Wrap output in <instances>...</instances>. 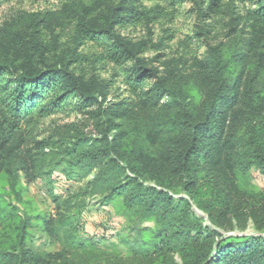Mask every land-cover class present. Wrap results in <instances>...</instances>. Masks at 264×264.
Instances as JSON below:
<instances>
[{
	"label": "trees",
	"instance_id": "1",
	"mask_svg": "<svg viewBox=\"0 0 264 264\" xmlns=\"http://www.w3.org/2000/svg\"><path fill=\"white\" fill-rule=\"evenodd\" d=\"M141 1L77 3L0 29V264H99L73 225L91 200L125 218L137 264H264V191L250 177L264 175V0L199 2L202 21L229 17L223 38L208 45L202 27L162 69L145 57L162 46L119 32L159 17ZM57 115L80 119L35 133ZM38 181L52 215L27 210L22 182ZM42 236L70 250L36 248Z\"/></svg>",
	"mask_w": 264,
	"mask_h": 264
},
{
	"label": "rangeland",
	"instance_id": "2",
	"mask_svg": "<svg viewBox=\"0 0 264 264\" xmlns=\"http://www.w3.org/2000/svg\"><path fill=\"white\" fill-rule=\"evenodd\" d=\"M203 0H150L141 1L140 5L146 9L151 10L158 8L159 17L156 21L148 25H138L126 29H120L123 35L136 41L139 39H146L161 48L155 49L145 55L151 58L155 54L159 55V63L154 64L155 67H160L162 63L177 57L175 53L183 48L181 45L194 48L193 43L187 40V37L195 31H200L205 27L209 33L206 38V43L210 46L216 45L224 36L225 27L228 25L229 17L224 13L219 18L202 21L197 16V4ZM177 2V3H175ZM82 3L86 7L94 5L95 0H8L0 2V29L5 27H12L14 31H25L21 27L19 17L23 14L52 12L55 15L64 12V9L70 5ZM99 10H94L93 14L98 13ZM71 18H62L58 23L54 24L55 32L67 28ZM204 45V42H203ZM203 47V46H202ZM203 48L199 50V54L203 53ZM176 54V55H175ZM179 54V53H178ZM118 89V91H117ZM122 86L117 84L112 89L110 98L122 92ZM203 91V90H202ZM80 117L75 115H57L41 121L37 124L35 133L39 134L52 126L63 125L75 122ZM86 131H89L86 129ZM252 184L257 190L264 191V175L257 170L250 172ZM67 184L61 178L54 182V192L61 193ZM24 188V201L27 204V210L34 213H43L45 215H52L53 205L47 195L46 181H38L33 184H25L22 182ZM74 227L77 228V235L81 239L86 240V244L90 247L89 257L94 259L99 264H137V261L132 259L126 252L127 250L122 245V238L126 235V220L116 211L114 205H100L97 200L86 202V206L81 210L75 220ZM208 225V223H207ZM32 234L37 241L39 234L34 231ZM253 234L252 229H247L244 232L232 231L225 233V236L240 237L243 235ZM62 237V233L60 232ZM43 244H39L36 248L43 247L48 252H61L63 250L69 251L63 238L57 243L48 244L46 238L42 236ZM264 237V235H263ZM39 241V240H38ZM73 249V248H72ZM73 252V251H72ZM176 262L179 259L176 257Z\"/></svg>",
	"mask_w": 264,
	"mask_h": 264
}]
</instances>
